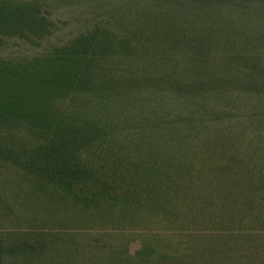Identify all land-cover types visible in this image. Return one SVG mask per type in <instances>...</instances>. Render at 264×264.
<instances>
[{
    "label": "rangeland",
    "instance_id": "obj_1",
    "mask_svg": "<svg viewBox=\"0 0 264 264\" xmlns=\"http://www.w3.org/2000/svg\"><path fill=\"white\" fill-rule=\"evenodd\" d=\"M0 264H264V0H0Z\"/></svg>",
    "mask_w": 264,
    "mask_h": 264
}]
</instances>
